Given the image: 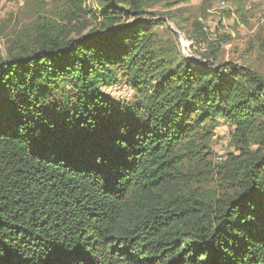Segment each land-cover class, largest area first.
<instances>
[{
	"label": "trees",
	"instance_id": "trees-1",
	"mask_svg": "<svg viewBox=\"0 0 264 264\" xmlns=\"http://www.w3.org/2000/svg\"><path fill=\"white\" fill-rule=\"evenodd\" d=\"M150 1L64 0L0 55V264H264V76L164 44Z\"/></svg>",
	"mask_w": 264,
	"mask_h": 264
},
{
	"label": "rangeland",
	"instance_id": "rangeland-1",
	"mask_svg": "<svg viewBox=\"0 0 264 264\" xmlns=\"http://www.w3.org/2000/svg\"><path fill=\"white\" fill-rule=\"evenodd\" d=\"M99 1L86 0V5L94 11ZM177 1L151 0L145 7L147 13L164 20V24L155 27L164 44L197 58L198 54L193 55L191 49L198 53L211 52L216 39L220 43L217 63L231 61L264 76V0ZM221 2L224 5H220ZM68 15L69 8L64 0H0V55L6 58L9 50L16 49L17 41L23 39L18 37L26 30L30 32L44 22L64 26ZM145 15L144 19H150V14ZM200 25L208 29L210 37L200 48H195L192 40ZM117 79L120 82L113 85L116 91L111 87H103L101 91L115 101L128 103L132 98L128 99L126 95L131 93L133 97V91L120 75ZM211 132L209 148L214 163L235 153L230 145L231 128L225 121L219 120Z\"/></svg>",
	"mask_w": 264,
	"mask_h": 264
},
{
	"label": "built area",
	"instance_id": "built-area-1",
	"mask_svg": "<svg viewBox=\"0 0 264 264\" xmlns=\"http://www.w3.org/2000/svg\"><path fill=\"white\" fill-rule=\"evenodd\" d=\"M220 5H224V2H221L220 3ZM116 87H114V86H111V90L112 91H116L117 89H115ZM127 98L129 99V98H131L132 97V94L131 93H127Z\"/></svg>",
	"mask_w": 264,
	"mask_h": 264
},
{
	"label": "water",
	"instance_id": "water-1",
	"mask_svg": "<svg viewBox=\"0 0 264 264\" xmlns=\"http://www.w3.org/2000/svg\"><path fill=\"white\" fill-rule=\"evenodd\" d=\"M181 35V34H180ZM182 39H184L183 37H182ZM184 41H185V39H184Z\"/></svg>",
	"mask_w": 264,
	"mask_h": 264
}]
</instances>
